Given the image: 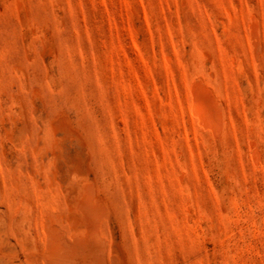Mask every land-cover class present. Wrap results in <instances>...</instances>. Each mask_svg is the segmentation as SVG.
I'll use <instances>...</instances> for the list:
<instances>
[{
	"label": "rangeland",
	"instance_id": "374dc122",
	"mask_svg": "<svg viewBox=\"0 0 264 264\" xmlns=\"http://www.w3.org/2000/svg\"><path fill=\"white\" fill-rule=\"evenodd\" d=\"M0 264H264V0H0Z\"/></svg>",
	"mask_w": 264,
	"mask_h": 264
},
{
	"label": "bare ground",
	"instance_id": "6f19581e",
	"mask_svg": "<svg viewBox=\"0 0 264 264\" xmlns=\"http://www.w3.org/2000/svg\"><path fill=\"white\" fill-rule=\"evenodd\" d=\"M201 111H203V110H201ZM203 114H205L206 115V113H203ZM201 115H202V113H201ZM203 116V115H202Z\"/></svg>",
	"mask_w": 264,
	"mask_h": 264
}]
</instances>
